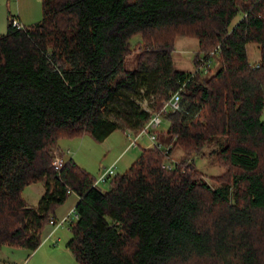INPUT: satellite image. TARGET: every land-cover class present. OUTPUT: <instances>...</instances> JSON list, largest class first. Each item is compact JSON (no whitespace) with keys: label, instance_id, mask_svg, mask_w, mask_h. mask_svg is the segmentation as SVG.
<instances>
[{"label":"trees","instance_id":"trees-1","mask_svg":"<svg viewBox=\"0 0 264 264\" xmlns=\"http://www.w3.org/2000/svg\"><path fill=\"white\" fill-rule=\"evenodd\" d=\"M41 5L42 17L21 27L9 13L0 33V246L34 250L54 206L74 193L66 246L81 264H264V0ZM178 36L197 38L195 70L173 66ZM133 50L137 66L126 69ZM216 52L219 68L200 78V58ZM181 86L180 108L163 114L168 143L143 147L108 189L71 156L52 165L58 139L135 133ZM219 136L215 151L235 171L213 187L191 156ZM38 181L31 205L21 192Z\"/></svg>","mask_w":264,"mask_h":264},{"label":"rangeland","instance_id":"rangeland-1","mask_svg":"<svg viewBox=\"0 0 264 264\" xmlns=\"http://www.w3.org/2000/svg\"><path fill=\"white\" fill-rule=\"evenodd\" d=\"M21 6L22 9L26 10L25 12H28L30 17V22L26 24L35 22L42 17L41 0H24V2L21 0ZM3 32H5V30L0 33ZM139 40L140 35L136 34L129 42L132 46H134ZM246 49L250 63H257L260 58L258 45L254 42H249L246 45ZM211 51H213V49L209 50V52ZM197 53L199 55L203 54L199 52L198 40L196 37L178 36L174 41L171 51L173 66L180 70H195L196 64L194 58ZM209 59V70L201 68L199 72L201 75L199 76L200 78L209 76L220 66V60L217 52L211 55ZM137 61L138 51L133 50L130 54L126 55L123 65L126 69H133L137 66ZM261 117L264 121V109ZM169 125V117L167 115L161 116V122L156 127L158 132L156 133L157 142L161 141L164 145L168 143L167 139L169 137L166 130ZM115 136H118L117 139H115ZM129 136L133 137L134 133ZM110 138H112L111 140L115 139L112 141L113 148L106 150L107 142ZM60 140H71L69 143H61V148L63 150L67 148L70 149L71 154H67L66 157L72 156L74 159L76 158V161L81 166L96 177L101 170L112 164L113 159L129 142V137L117 130L107 139L106 142L96 140L88 133L73 139L62 138ZM60 140L58 141L59 144ZM225 143L226 139L224 136L210 138L198 151L193 152L191 156L194 166L201 173V178L213 187L222 184L224 180L230 181L235 171V169L225 162V160L222 159L215 151ZM148 145H152V142L145 134L138 137L137 145L130 146L127 149L125 148L123 153L120 155V159L113 167L114 172L112 175L124 172L131 162L137 157L141 149L143 147H147ZM54 151L57 156H62L60 152L56 150ZM183 154V149L180 146L175 145L171 151L170 159L179 161ZM112 175L106 181L98 183V188L101 190L108 189ZM43 186V182L30 183L22 189L21 195L29 204L37 205V202L43 193ZM75 199L76 195L74 193H70L64 202L54 206L52 216L56 218L57 222L69 211V209L74 207ZM70 221L71 217L70 219L67 218L61 222L54 230H52L54 225L47 222L41 232L42 243L36 249L37 251L35 250L37 253H32L31 256L27 255L29 250L24 247H14L10 245L0 246V261L8 260L10 262H21L23 261L22 259L26 257L23 264H81L66 246L67 241L71 237ZM51 230V234L46 236Z\"/></svg>","mask_w":264,"mask_h":264},{"label":"built area","instance_id":"built-area-1","mask_svg":"<svg viewBox=\"0 0 264 264\" xmlns=\"http://www.w3.org/2000/svg\"><path fill=\"white\" fill-rule=\"evenodd\" d=\"M11 23L12 25H15L16 27L22 26L21 23L18 21V19H16L15 17L11 19ZM212 52L213 51H211V53ZM200 60H201V63L198 65L197 68L207 69L209 65L208 61L206 63V60H203L202 58H200ZM181 89H182V86L178 90L173 92L167 100L163 101V104L161 105L159 109L154 110V111H152V109L150 110L152 112L149 118L147 119V121L144 123V125L135 131L133 137L129 136V142L127 144V147L136 146L137 138L141 136L142 134H145L151 140L152 144H156V143L158 144L156 127L160 124L161 116L163 114H166L168 111H176L177 109L180 108L181 97H182L180 93ZM144 106L147 107V105L145 104ZM63 162H64V157L55 155L52 160V165L54 166V168L60 169L63 165ZM113 167H114L113 164H111L110 166L105 167L103 170H101L100 173L96 176L94 180V184H98L99 182L106 181L113 174L114 172ZM72 216H73V219L77 217V213L75 212L74 207L69 209V211L58 222L54 217H50L49 223L54 225L52 230H54L57 226H59L61 222H63L67 218L70 219L71 217V220H72ZM52 230L49 232L48 236L51 234Z\"/></svg>","mask_w":264,"mask_h":264},{"label":"crops","instance_id":"crops-1","mask_svg":"<svg viewBox=\"0 0 264 264\" xmlns=\"http://www.w3.org/2000/svg\"><path fill=\"white\" fill-rule=\"evenodd\" d=\"M22 2H24V0H22ZM24 11V12H23ZM26 10L25 9H22V6H21V0H0V32L1 31H4V30H6V27H7V23H8V14L9 13H11L12 15H14V17L16 18V19H18V21L20 22V23H22V24H26V23H28V22H30L29 21V14H28V12H25ZM26 21V22H25ZM117 130H119V131H121V133H123V134H125L127 137H129V135H132L134 132L133 131H131V130H124V129H116V130H114V131H112L110 134H108L102 141H107V139L113 134V133H115V131H117ZM142 136V135H141ZM117 137L118 136H115V139H117ZM140 137V136H139ZM64 138H66V137H64ZM73 138H75V137H73ZM73 138H68V139H73ZM60 139H62V138H60ZM60 139H58V141L60 140ZM112 138H110L109 139V141L107 142V147H106V150L108 149H111V148H113L112 147V141H114V140H111ZM58 141H57V145H56V147H55V150L56 151H58V152H60L61 154H62V156L63 157H65L66 158V156H67V154H71V152H70V149L69 148H67V149H62L61 148V143L63 144V143H69L71 140H60V144L58 143ZM128 144V143H127ZM149 146V145H148ZM125 148L127 149L128 147H127V145L124 147V149L113 159V161H112V164H113V166H115V164L118 162V160L120 159V155L123 153V151L125 150ZM67 150V151H66ZM72 157V156H71ZM75 160H77L76 158H75ZM127 162V161H126ZM128 162H130V161H128ZM128 164V163H127ZM38 182H42V181H38ZM35 183V182H34ZM44 187V186H43ZM43 191H44V188H43ZM76 200H77V196H76V199H75V202H76ZM75 202H74V204H75ZM46 236H48V235H46ZM46 236H45V238H46ZM41 243H42V241H41ZM40 243V244H41ZM40 244L38 245V247L40 246ZM38 247H36L34 250H32V251H30L29 250V253H27V255H29V256H31L32 255V253H35L37 250V248ZM22 249V248H21ZM36 250V251H35ZM37 253V252H36ZM23 261H21V262H15V261H13V262H10V261H8V260H2V261H0V264H23V262H24V260H26V257H24L23 259H22Z\"/></svg>","mask_w":264,"mask_h":264}]
</instances>
